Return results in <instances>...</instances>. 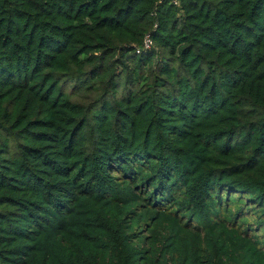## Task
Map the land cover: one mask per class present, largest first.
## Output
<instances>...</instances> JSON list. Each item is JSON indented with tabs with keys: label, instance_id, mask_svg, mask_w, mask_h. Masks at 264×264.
Instances as JSON below:
<instances>
[{
	"label": "trees",
	"instance_id": "trees-1",
	"mask_svg": "<svg viewBox=\"0 0 264 264\" xmlns=\"http://www.w3.org/2000/svg\"><path fill=\"white\" fill-rule=\"evenodd\" d=\"M0 264H264V0H0Z\"/></svg>",
	"mask_w": 264,
	"mask_h": 264
},
{
	"label": "built area",
	"instance_id": "built-area-1",
	"mask_svg": "<svg viewBox=\"0 0 264 264\" xmlns=\"http://www.w3.org/2000/svg\"><path fill=\"white\" fill-rule=\"evenodd\" d=\"M171 3L173 4H176V5H179L180 4V0H169ZM153 39L151 38V34H147L145 37H144V40H143V43L141 46H138L136 48V52L139 54L143 51H147V50H150L152 47H153Z\"/></svg>",
	"mask_w": 264,
	"mask_h": 264
}]
</instances>
